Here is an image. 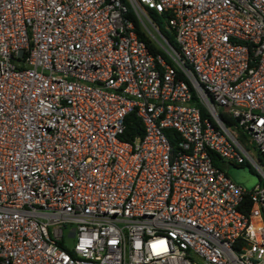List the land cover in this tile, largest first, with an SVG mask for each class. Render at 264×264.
Here are the masks:
<instances>
[{"label": "built area", "instance_id": "built-area-1", "mask_svg": "<svg viewBox=\"0 0 264 264\" xmlns=\"http://www.w3.org/2000/svg\"><path fill=\"white\" fill-rule=\"evenodd\" d=\"M219 110L264 154V0H0V264H264Z\"/></svg>", "mask_w": 264, "mask_h": 264}, {"label": "trees", "instance_id": "trees-1", "mask_svg": "<svg viewBox=\"0 0 264 264\" xmlns=\"http://www.w3.org/2000/svg\"><path fill=\"white\" fill-rule=\"evenodd\" d=\"M146 11L148 14H151L153 16L155 14L154 10H152L151 8H147ZM127 15L130 19H132L136 30H138V24H137V21L135 20V18L129 12ZM161 17H163V16L160 15V16L156 17L155 23H156L158 29L165 35V37H166L167 41L170 43V45H172L173 47L176 48V44H175V41L173 38V33L168 28H166V26L164 25L163 19ZM150 49L153 52L159 51V49L154 48L153 46H150ZM218 115L227 127H230L231 124L234 123V120L229 115H227L225 112L219 110ZM141 129H142V125H141L139 119L135 116V114L133 112H129L126 115L125 129H124V133H123L122 137H124L126 139H131L133 137V135L141 133ZM168 132H169L170 142L172 144H175V141L177 140V135H176L175 131H173L172 129H167V133ZM259 157L262 160L261 163L264 165V154L260 153ZM210 158H211V162L221 169H223L224 166L226 165V162L223 161L219 156H217V154H215L213 152H210ZM232 164L237 165V166L247 165L248 169L250 171H255V169L247 161H244L241 163H232ZM258 180H260V177H258ZM250 204H251L250 199L245 195L243 200L240 202L239 207L242 211L247 212L249 207H250Z\"/></svg>", "mask_w": 264, "mask_h": 264}, {"label": "rangeland", "instance_id": "rangeland-1", "mask_svg": "<svg viewBox=\"0 0 264 264\" xmlns=\"http://www.w3.org/2000/svg\"><path fill=\"white\" fill-rule=\"evenodd\" d=\"M228 128L237 136V138L242 143L243 147L245 148L247 153L251 156V158L259 165L261 169L264 170V165L261 163L262 160L259 157L260 153L256 149L254 142L250 139H246L243 136H241L239 132L237 130H234L232 127H228ZM249 164L255 169L256 172L250 171L246 167L236 168L233 166L234 164L232 165L231 163L230 164L226 163L223 169L225 170V172L233 182L240 184L244 187H250L258 181V177H259L258 175H260V173L258 172L257 168L252 162H249ZM67 226L69 225L66 224L65 227ZM72 242H73L72 236L65 237L64 243L67 247H70L72 245Z\"/></svg>", "mask_w": 264, "mask_h": 264}, {"label": "water", "instance_id": "water-1", "mask_svg": "<svg viewBox=\"0 0 264 264\" xmlns=\"http://www.w3.org/2000/svg\"><path fill=\"white\" fill-rule=\"evenodd\" d=\"M227 163H228V162H227ZM229 164H230V163H229ZM231 164H232V163H231ZM232 165H233V164H232ZM233 166L236 167V168H237V167H238V168H239V167H246V168H248L247 165H242V166L233 165Z\"/></svg>", "mask_w": 264, "mask_h": 264}]
</instances>
